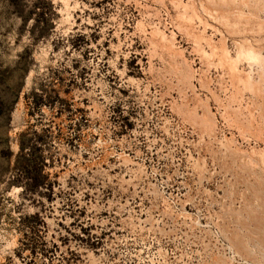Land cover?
Returning a JSON list of instances; mask_svg holds the SVG:
<instances>
[{
  "label": "rangeland",
  "instance_id": "1",
  "mask_svg": "<svg viewBox=\"0 0 264 264\" xmlns=\"http://www.w3.org/2000/svg\"><path fill=\"white\" fill-rule=\"evenodd\" d=\"M17 3L0 0V264H264V0Z\"/></svg>",
  "mask_w": 264,
  "mask_h": 264
},
{
  "label": "trees",
  "instance_id": "2",
  "mask_svg": "<svg viewBox=\"0 0 264 264\" xmlns=\"http://www.w3.org/2000/svg\"><path fill=\"white\" fill-rule=\"evenodd\" d=\"M12 5L14 7H18L17 0H11ZM33 18V21L36 23L39 22V19H35L31 13H28L24 19H23V26L26 25V23ZM48 22L46 19H41V22ZM47 24V23H46ZM23 62H24V53L19 55V60L17 61V68L20 70L23 68ZM36 100H39L37 98ZM25 138L24 134L21 133L19 135V151L16 155L15 158V168L17 171V182L26 181L28 183V189L31 192H36V190L39 187H45L47 185L46 181V175L44 173V167L45 162L42 157V155H34L33 158H26L23 155V151L25 150ZM6 152L7 154V147L5 146L4 148L1 149L0 153L3 154ZM25 184V183H24Z\"/></svg>",
  "mask_w": 264,
  "mask_h": 264
}]
</instances>
